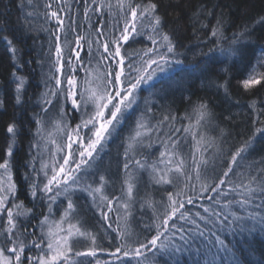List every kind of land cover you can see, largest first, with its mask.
I'll return each instance as SVG.
<instances>
[{
    "label": "trees",
    "instance_id": "1",
    "mask_svg": "<svg viewBox=\"0 0 264 264\" xmlns=\"http://www.w3.org/2000/svg\"><path fill=\"white\" fill-rule=\"evenodd\" d=\"M261 55L264 0H0V180L27 213L13 264H35L23 259L36 256L24 229L45 212L31 153L38 126L60 109L77 124L68 81L80 89L94 57L108 100L96 148L103 152L91 160L109 163L110 197L133 175L132 214L118 219L111 199L107 239L96 212L75 198L92 241H75L68 258L134 264L125 253L106 257L153 245L139 264H264L263 64L259 80L244 85ZM134 129L140 140L131 149ZM160 152L178 160L177 188L144 174ZM169 193L178 206L172 216Z\"/></svg>",
    "mask_w": 264,
    "mask_h": 264
},
{
    "label": "rangeland",
    "instance_id": "2",
    "mask_svg": "<svg viewBox=\"0 0 264 264\" xmlns=\"http://www.w3.org/2000/svg\"><path fill=\"white\" fill-rule=\"evenodd\" d=\"M32 13H30L31 20L34 15ZM262 64L264 65V55L259 56L252 70L247 74L244 79L245 86L259 80ZM104 75L97 58L94 57L80 73L82 81L80 89H73L74 83L69 79L68 99L76 106L77 124H70L68 115L60 109L48 113L38 126L31 153L34 157L33 165L38 177V188L40 192H44L42 198L45 199L46 206L44 214L38 218L37 223L24 229L25 233L30 235L28 242L32 250L36 252V256L30 259L24 256L23 259L26 261L30 260L35 264H79V260L82 259H69L68 255L72 252L75 241L80 239L91 242L92 237L89 230L84 228L76 217L74 199L77 197L84 200L85 204L96 212L98 216L96 221L104 235L109 233L110 216L107 211L111 199H113L111 210L118 219L127 222L132 214L129 201L132 197L133 175L130 173L125 180L123 179L125 188L114 199L113 196H109V191H106V183L111 175L109 163L105 164L100 175L97 173L98 169L90 167L102 166L100 163H95V160L92 162L91 156L100 158L99 154L103 152L101 148H96L103 138L102 112L108 100ZM138 135L139 131L134 129L132 138L128 140L129 148L134 149L139 145ZM158 156L160 157L158 161L149 164L144 174L159 186L166 184L177 188L178 181L174 182V180L180 175L178 160L168 153L160 152ZM81 158L89 159L85 167L79 165ZM87 166L92 170L87 169ZM133 169H135L132 171L135 177L142 170L139 166ZM198 175L196 180L199 183ZM8 182L9 180H0V264H13L22 258L23 251L19 249L18 233L15 231L18 223L27 216L14 198V192ZM109 184L113 187L114 183ZM171 190L174 189L169 191ZM160 193L166 195V192ZM171 193L168 196H172ZM156 196L159 197L158 194ZM42 198L38 197V199ZM176 200L175 196L169 197L167 205L165 204L166 207L168 206L166 209H169V216L178 209ZM126 232L127 230L120 231L121 235H126ZM5 243L8 245L7 249L3 248ZM153 249V245L147 250L142 246H133L127 252L116 250L106 258L116 259L119 254L125 253L131 256L134 264H139L141 256L153 255Z\"/></svg>",
    "mask_w": 264,
    "mask_h": 264
},
{
    "label": "bare ground",
    "instance_id": "3",
    "mask_svg": "<svg viewBox=\"0 0 264 264\" xmlns=\"http://www.w3.org/2000/svg\"><path fill=\"white\" fill-rule=\"evenodd\" d=\"M252 68H253V66H252L250 69L252 70ZM251 70H250V71H251ZM102 171H103L102 168H99L97 173L100 175ZM111 175H112V174H111ZM111 175H110V177H113V175H112V176H111ZM140 206L143 207V204L141 203ZM43 211H45V208L43 209ZM42 214H44V212L40 213V216H41ZM40 216H39V217H40ZM88 234H89V233H88ZM89 235H90V234H89ZM104 236H105L107 239H110V237H109L108 235L105 234ZM5 244H7V243H5Z\"/></svg>",
    "mask_w": 264,
    "mask_h": 264
}]
</instances>
